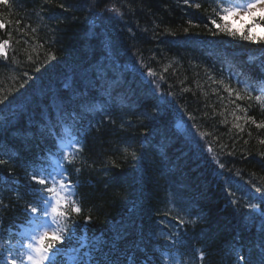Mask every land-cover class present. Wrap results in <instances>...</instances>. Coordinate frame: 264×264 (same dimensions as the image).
I'll return each instance as SVG.
<instances>
[{
	"label": "trees",
	"instance_id": "trees-1",
	"mask_svg": "<svg viewBox=\"0 0 264 264\" xmlns=\"http://www.w3.org/2000/svg\"><path fill=\"white\" fill-rule=\"evenodd\" d=\"M190 3L202 8L0 0V42L9 40L7 58L0 55V264L30 237L16 236L30 224L26 206L39 187L30 174L52 172L60 159L54 134L82 148L68 165L82 211L59 256L74 264H154L166 255L236 264L239 253L264 264V103L245 92L255 97L264 87V44L219 34L212 0ZM227 23L246 32L252 21ZM110 81L128 83L129 93L104 88Z\"/></svg>",
	"mask_w": 264,
	"mask_h": 264
},
{
	"label": "snow or ice",
	"instance_id": "snow-or-ice-1",
	"mask_svg": "<svg viewBox=\"0 0 264 264\" xmlns=\"http://www.w3.org/2000/svg\"><path fill=\"white\" fill-rule=\"evenodd\" d=\"M7 3V0H4ZM46 4L54 3V0H45ZM185 5L189 7H195L196 9L202 8V3L192 4L190 0H183ZM213 5H215L213 7ZM58 7L68 11L69 8L65 4L61 3ZM211 15L209 17L211 25L218 30L219 34H223L232 38H239L240 40L250 42L253 44H264V37L257 38L253 32L258 25L264 24V0H226L220 2V0H212ZM207 11V9H204ZM114 11H118L114 10ZM247 16L251 21L246 32H242L240 29L234 27V25L227 23L232 18L242 19ZM259 17V19H257ZM191 24L192 21H189ZM196 24L195 27H199ZM207 26V25H206ZM5 28V24L0 21V29ZM188 31L187 28L184 29ZM212 35H217V31L209 29ZM9 45V40H3L0 42V55L7 58V52L5 48ZM54 59V57H53ZM149 76L154 73L149 72ZM231 90V89H226ZM249 99H255L260 101L261 96L253 97L251 93L245 89ZM237 98H241L237 92ZM4 100L0 99V104H3ZM255 123V120L252 121ZM257 127L264 128V124H257ZM264 143V141H261ZM79 141L72 144L71 150H67L60 154V159L72 165L76 159V154L82 151V148L77 147ZM212 151L211 148L208 149ZM133 157L135 154H132ZM6 161L0 160V165L5 164ZM224 167L223 164L220 165ZM58 170L54 173L48 172L43 166L35 169L30 174V181L38 185L33 192V202L26 206L28 212V222L32 224V230L30 233L29 242L26 245H21L24 248L23 251L18 250V254H11L3 257V264H59L57 257L61 254V246H67L66 242H70L76 233L78 224L77 217L81 213L82 209L80 202L74 197L77 195L76 185L69 181V178L65 175L70 170L64 167V164L57 165ZM75 171L79 172L80 169L76 168ZM257 191H260L258 188ZM3 202L0 201V206ZM253 207L254 210V206ZM74 214H76L74 216ZM89 220L91 217L88 218ZM181 223H185L183 218ZM188 223H195L194 221H188ZM11 253V249H8ZM3 250L0 249V254ZM204 254L201 252L200 260L203 261ZM236 264H248L247 258L244 255L237 253Z\"/></svg>",
	"mask_w": 264,
	"mask_h": 264
},
{
	"label": "bare ground",
	"instance_id": "bare-ground-1",
	"mask_svg": "<svg viewBox=\"0 0 264 264\" xmlns=\"http://www.w3.org/2000/svg\"><path fill=\"white\" fill-rule=\"evenodd\" d=\"M128 83L126 82H114V81H110V82H107L103 85L104 88H115L117 89V91H121L122 93H129V91L126 89V86H127ZM199 128L201 129V131H205L203 128H201L199 126ZM165 140H168L167 137H164Z\"/></svg>",
	"mask_w": 264,
	"mask_h": 264
},
{
	"label": "rangeland",
	"instance_id": "rangeland-1",
	"mask_svg": "<svg viewBox=\"0 0 264 264\" xmlns=\"http://www.w3.org/2000/svg\"><path fill=\"white\" fill-rule=\"evenodd\" d=\"M238 20H236V22H239V23H244V20H245V16L242 18V19H239V18H237ZM255 32H263V30L262 29H255L254 30Z\"/></svg>",
	"mask_w": 264,
	"mask_h": 264
}]
</instances>
